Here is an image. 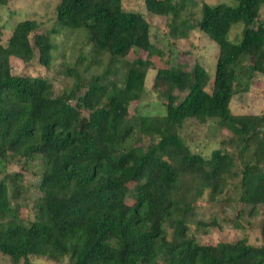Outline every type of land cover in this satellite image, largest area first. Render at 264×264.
<instances>
[{"label": "trees", "instance_id": "trees-1", "mask_svg": "<svg viewBox=\"0 0 264 264\" xmlns=\"http://www.w3.org/2000/svg\"><path fill=\"white\" fill-rule=\"evenodd\" d=\"M187 2L142 0L146 13L168 19L172 38L195 29L216 45L213 78L197 63L189 70L154 67L151 58L162 52L150 25L122 0H59L57 29L42 32L25 19L0 43V253L12 264H264V219L259 245L245 237L201 244L190 228L212 225L196 219V205L205 196L215 201L237 179L250 215L264 205V113L230 111L245 52L257 53L246 67L251 78L264 77V0L202 2L197 18L185 14ZM6 4L0 0V9ZM235 25L240 37L231 40ZM77 29L85 32L88 57L82 70L66 67L71 85L62 94L44 77L12 73L11 58L27 65L37 55L48 67L51 35ZM136 49L147 57H131ZM94 67L100 74L86 76ZM149 71L165 85L157 90L165 115L129 117ZM190 119L215 120L230 136L208 155L190 149L180 135ZM35 160L39 196L25 223L21 183ZM18 162L19 172L6 170Z\"/></svg>", "mask_w": 264, "mask_h": 264}, {"label": "rangeland", "instance_id": "rangeland-1", "mask_svg": "<svg viewBox=\"0 0 264 264\" xmlns=\"http://www.w3.org/2000/svg\"><path fill=\"white\" fill-rule=\"evenodd\" d=\"M127 9L134 10L145 15L150 25L151 42L155 48L162 53L160 56L151 58L156 68H171L189 70L194 64H200L210 75L214 76L215 60L218 55L216 45L202 32L192 30L185 39L172 38L169 35L168 19L146 13L142 0H122ZM185 14H194L197 18L202 2L214 4L217 2H228V0H186ZM194 2L190 5L189 2ZM59 0H7V4L0 9V43L4 44L12 33L14 25L22 20H35L40 25L42 32L57 29L55 22V7ZM259 24L264 25V6L261 7ZM241 26L235 25L229 34L231 40L240 37ZM54 48L51 52V62L44 67L38 61L36 55L34 60L25 65L22 61L11 58V70L14 75L41 76L50 82L56 94H62L70 88L71 79L65 74L66 67L77 66L80 70L85 67L84 57H88V46L84 30H66L51 35ZM131 57L145 59L147 53L142 50H132ZM256 52H245L241 58V73L236 86L237 92L230 103V111L233 115L262 114L264 113V77L254 75L246 70L250 61L256 57ZM101 67H94L86 76L100 74ZM155 72L149 71L145 91L139 100L132 101L128 107L129 117L147 115H165V103L159 98L157 90L165 89V85L154 80ZM250 82V83H249ZM249 83V85L247 84ZM248 85V86H247ZM247 88V89H246ZM246 89V90H245ZM180 135L190 149H200L208 155L214 148L219 147L220 142L227 139L230 133L220 128L215 120L206 124H200L195 119L186 120L180 124ZM139 135L135 142L139 143ZM257 148H252L250 153L255 160L259 155ZM3 168V165H0ZM21 163L10 165L6 170L11 173L19 172ZM41 168L38 161L30 162L28 170L24 172L21 197L20 216L25 223L33 220L32 206L36 202L38 193V182ZM238 179L232 182L226 191L215 201H209L207 196L196 205L197 220L212 225L207 227H196L191 224V233L201 244H216L218 242H235L240 238H247L250 244L259 245L262 242L260 226L264 219V205H258L252 215L251 206L239 200ZM33 262L42 263L44 259H31ZM0 264H12L7 256L0 253ZM19 264H23L21 261ZM46 264H66V260L59 263L47 261Z\"/></svg>", "mask_w": 264, "mask_h": 264}]
</instances>
